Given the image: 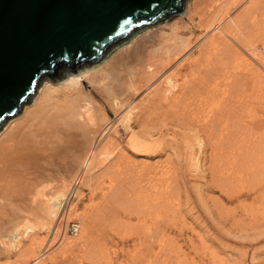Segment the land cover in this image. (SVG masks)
Returning <instances> with one entry per match:
<instances>
[{"label": "bare ground", "instance_id": "6f19581e", "mask_svg": "<svg viewBox=\"0 0 264 264\" xmlns=\"http://www.w3.org/2000/svg\"><path fill=\"white\" fill-rule=\"evenodd\" d=\"M111 50L100 61L69 72L60 80H42L43 84L40 83L30 100L22 104L20 112L0 127V260L6 262L0 261V264H11L14 257L18 261L27 253L35 262L29 261L27 256L23 263L28 260L27 264H41L44 261L42 252L35 256L32 249H45L46 246L41 243L32 247L39 244L42 233H45L43 238L45 236L46 240L56 239L53 234L60 229V216L69 218L71 209L77 205L76 198L81 194L79 185L88 186L93 194L96 189L92 188L93 182L107 176L109 182L100 198L105 203L108 199L118 201L126 177L124 167L130 157L125 154L128 147L165 152L162 161L148 163L153 169L159 168L154 172L156 176L150 173L155 180L165 177L166 174L162 173H168L166 177L184 183L187 174L195 180L211 183L212 189L217 187L224 191L223 195L229 201L240 196L244 201L251 198L258 190L254 191L253 187L257 181L264 187V117L256 118L259 112H264V0H187L182 12L141 29ZM255 101L262 103L255 115L249 113L250 117L248 113H242L246 104ZM112 116L128 132L125 140L116 138L118 128ZM252 121L254 127L249 126ZM174 143L178 144L176 154L167 149ZM172 158L177 161L176 168L183 169L182 163L193 164L191 166L198 171L191 173L188 168L167 172L170 166L166 169V164H174ZM54 159L59 160V165H53ZM113 165L116 171L112 176ZM48 169L52 170L51 176L42 179L41 174ZM216 169L223 178L218 177ZM236 169L237 182H246L234 186V189L233 186L226 187L229 184L224 185L225 189L222 181L235 182L227 179ZM195 186L196 190L200 188ZM258 191L252 199L262 200L259 205L264 207V189ZM207 196L203 193L200 197L205 209L207 199L218 209L224 207L223 198ZM155 199L150 202L154 203ZM157 199L155 205H137L138 210L133 208V211H136L137 218L143 214L150 218L154 230L149 229L146 234L149 238L154 235L150 241H155L160 250L167 242L166 232L176 219L170 214L176 213H170L172 205L159 206ZM102 201L98 203L100 207L95 205L99 207L98 213L104 205ZM249 206L242 205L240 213H231V218L225 210L226 218L223 211V214L219 212L217 219L212 221L222 231L225 227L235 228L234 233L225 229L233 236L239 233L237 237L246 243L264 239V216H259L261 220L253 216V209ZM125 208L124 212L128 207ZM166 210L168 213L163 215ZM117 211L112 212L113 216L109 214L103 218L110 222L109 217L113 220L120 218L122 211ZM99 214L102 220L104 214ZM167 217L168 221L171 220L168 225L162 220ZM70 218L69 224L62 229H65V236L73 237L64 242V246L73 252L86 245L96 217L86 213ZM116 223L120 224L119 221ZM110 226L112 224L107 227ZM220 244L224 245L223 242ZM250 249L255 254L256 246L252 245ZM215 252L207 256L213 260L218 253ZM246 254L247 249L240 254L243 261ZM155 256L154 260L157 259ZM52 260V263H60L56 258Z\"/></svg>", "mask_w": 264, "mask_h": 264}, {"label": "rangeland", "instance_id": "374dc122", "mask_svg": "<svg viewBox=\"0 0 264 264\" xmlns=\"http://www.w3.org/2000/svg\"><path fill=\"white\" fill-rule=\"evenodd\" d=\"M113 49H115V47ZM42 84H43V81L41 82L40 85H42ZM95 97H96V99H98V101H101L97 96H95ZM251 104H252V106H251ZM260 104H262V103L258 102V101H255V102L250 103V104L248 103L244 106V110H242V113H244L246 115H248L249 113L252 115H255L256 114L255 112L258 110V107L262 106ZM255 105L257 108L255 107ZM250 108H251V110H249ZM252 109L253 110L255 109V110L253 111ZM259 113H260V115H257L256 118L264 117V112H259ZM250 114H249V116L251 117L252 115H250ZM112 121L114 122L115 126H117V128H118L119 136L117 134L116 138L118 140L120 138L119 141L125 140V137L127 138V135H128V132L124 129L125 127H123L121 125V123L113 116H112ZM253 122L254 121H252L249 126L254 127ZM249 126L247 128H249ZM176 138L178 140L180 139L179 136H176ZM177 145L178 144H176V143H174V145L171 144V146H169L167 149L171 150V152H173L172 154H176L175 149H177ZM164 153L165 152H163V151H161L160 153H158V151L154 152L150 149H148V150L144 149L143 150L142 147H139L137 149H133L132 147H130V148L128 147L126 149V152H125L126 156H130L129 158L126 157L127 160L129 159L128 160L129 162L127 161V163L130 165V168H129V165L126 163L125 164L126 166L124 167L125 171L123 170L124 175L126 177L124 178L121 195L119 193V195H120V197H119L120 199L118 200L119 202L117 200L115 202L112 199H110V200L108 199L109 202L106 200V203H105L104 202L105 200L102 201L101 199H103V198H100L101 194L103 195L102 191L105 190V188L108 185L107 183L109 182V180L106 179L107 176H104L105 179L104 178L96 179L97 181L98 180L99 181L97 183L94 181L95 184L93 182L92 188H96L92 191L93 194H91V192L89 191L90 189L88 188V186L79 185V187L81 189V191H80L81 194L78 196V198H76L75 204H77V205H76V207L71 209V211L69 213L70 217L75 216V215L77 216L78 214H86L87 213L88 215L95 216L96 222L97 221L99 222V220H100V214L99 213L100 212H102L104 214V216L101 214L102 218L103 217L105 218V215L109 216V214H110V216H113L112 212L113 211L116 212L119 209L120 210L117 212L122 211L123 213L121 212L120 218L119 217H116V219L114 218V220H116V221H114L113 219H111V217H109L110 220H112L111 222L109 220L108 221L105 220L104 218L102 219L103 221L100 220L101 225H100V223L95 222L94 227L91 229V232L89 234L90 237H89V240L86 242V245L83 244L82 247L75 248L73 250V252H70V249H68L67 247L64 246V242L67 241L68 238L71 239L73 237H71V236L68 237L67 235L65 236V233H64L65 229H62L63 226H64V228H66L65 224L66 225L69 224V220L72 218H70L68 215L69 218L65 219L66 217L64 218V216L61 215L60 219H59L60 220L59 221L60 222L59 223L60 229L58 230V232L53 234L54 237L57 236V237H55L56 239L53 236H50V238H52V239L54 238L55 240H51V239L46 240L45 236L43 238V235H45V233H42L40 235L41 237H39V239H38L39 244L37 243V244L33 245V247H32V248H35V246H38V245L40 246L41 243H43L46 246L45 249L44 248L40 249L39 247H37L35 250L32 249L33 254H34V252H36L35 256L36 255L39 256V254L42 252L41 254L44 257L43 258L44 261L41 264H55L56 262L52 263V261H53L52 258H56L57 260H60L59 264H80V262H81V264H146V263L149 264L151 261H152V263H150V264H242V263H244V264H246V263L247 264H264V239L256 240L252 243L247 242L248 243L247 244L243 238L241 239V238L237 237V235L239 233H237L234 236L232 235V233H230V232L228 233L229 230L231 232H233V229H235V228L230 227V229H227V227H225L228 231L225 228L222 231V229H217L216 226L214 225V221H212L214 219H217V216H219V212H220V214H223L224 210H225L226 214L230 215V218L232 215L231 213L236 214V215L239 214L241 211L242 205H245L247 207L250 205L249 208L252 207V209H253V216H256L258 219H260L259 216L261 215V218H262V216H264L263 215L264 207L260 206V205H262V204H260L262 202V200L260 201L259 199H252V197L257 192H259L258 190L264 189V187H261L259 181H257L258 183H254V184H256V186L253 185L254 191H256L258 189L256 191V193L253 192L254 195L252 194L251 198H248V199L246 198L247 200L245 199L248 202L244 201L243 200L244 197L242 198L241 196L239 197V199H236L235 201L234 200L229 201L223 195L224 191H221V190L219 191V189L217 187H215V188L213 187V189H212L211 183L204 182L203 180H197V179L195 180L193 177H190L187 174H186L187 179H186V182H184V183L180 179H176L174 177H166L168 175V173H162L163 175L166 174L165 177H161L163 180L162 179H156L157 180L156 181L154 179V177H152V176L154 175L155 170H158L159 168L153 169V168H151V166H149V164L152 165V164L156 163L155 161H162L163 159H165V158H163V156L166 157L165 156L166 154L164 155ZM174 160H175V158H172V162H174V164L168 163V164H170V165H168L166 163H163V164L167 165V167H166V165H164L166 167V169L168 168V166H170L171 170L168 169L167 172L172 171L171 173H173V169L175 171L179 172L180 170H185L188 168H189L188 169L189 172L192 171L193 173L194 172L196 173L198 171L194 167L191 166L193 164H191L190 165L191 167H190L189 164H187L188 165L187 166L185 163H182L183 169L182 168L179 169L178 167L176 168L175 163L177 161L176 160L174 161ZM68 162H70V161H68ZM59 163H60L59 160L54 159V162H53L54 166L59 165ZM145 163H146V165H145ZM148 166L150 167V169L147 170L146 167H148ZM162 167H163V165H162ZM131 168L133 169L132 171H131ZM134 169L136 170V172H134L135 171ZM166 169L164 170L165 172H166ZM197 169H198V167H197ZM200 169H202V168H199V170ZM49 170H50V172H49ZM62 170L63 169L61 168V171H60L61 173H62ZM143 170H145V171H143ZM162 170L160 169V171H162ZM237 170L238 169L234 170L233 171L234 174H232L231 178L228 177V179H227L228 181L231 180V181H235V182H229L228 183L226 181H224V182L222 181L223 186L229 184L226 187L231 186V188H232V186H233V189H234L237 187L236 185H240V184L246 182V181H238L237 182V178H238ZM51 171H52L51 169L45 170V172L43 171V173L41 174L42 179H48L51 176L50 174H52ZM54 171H55V169L53 170V175L56 174L55 173L56 171L55 172ZM111 171H112V176H113V172L116 171V166L113 165L111 167ZM129 171L133 172L136 175L133 176V173H130ZM218 171L219 170H217V169L215 171L216 174L220 175L218 177L223 178V175L218 173ZM231 171H232V169H231ZM150 173L153 175H151ZM146 174L151 175V176L149 177ZM53 175H52V177H54ZM137 175H139V176H137ZM144 175H145V177H144ZM46 176H47V178H46ZM128 176H130V177H128ZM154 176H156V175H154ZM133 177H136V178H133ZM129 178H131L132 180L130 179V181H128ZM145 178L146 179L152 178V180L151 179L146 180ZM164 178L165 179L170 178V179H168V181H167V179L165 180ZM116 180L117 179H115L114 181L117 182ZM158 180H159V182H158ZM51 181H54V180H51ZM153 181H155V182H153ZM162 181H163V183H162ZM165 181H167V182H165ZM102 182H103V185L101 184ZM247 182H248V180H247ZM230 183H232V184L230 185ZM248 183H246V186L247 185L249 186V184L251 185V182L249 184ZM257 184H259V185H257ZM195 185H197V188L200 186V188L203 191L199 190L200 188L196 190ZM234 186H236V187H234ZM226 187L224 186L225 189H226ZM150 191H152V192H150ZM198 191H200V192H198ZM203 193L208 194L207 198L219 197L221 200L223 198L222 202L224 204V207L223 208L220 207L218 209L217 206H214L212 201H209L207 199L206 203L208 206H207V209H205L204 208L205 206L202 205V202L200 200V197L203 195ZM143 194H144V196H143ZM146 194H147V196H146ZM92 195H93V197H92ZM153 195H154V198L155 197H156V199H157V197L159 198V199H157V201L159 202V204H158L159 206H161L163 208V205H166V206L172 205L171 207L168 206L171 209L170 213H176L177 214V215L176 214L175 215L170 214V216H172V219H175V218L176 219L173 221L174 226L171 225L169 227L168 231L166 230L167 231L166 232L167 233L166 234V237H167L166 241L167 242L165 245H163L164 248H161L162 250L159 248L161 251L158 250L159 246L155 241H154V243H152L153 241H150V240H153L152 238L154 236L153 234H152L153 236L151 235L152 231L150 233V235L152 237L151 236H150V238L147 237V234L149 233V231L151 229L154 230V227H152V225H151L152 223H150V218L147 217V215H145V214H143L140 218H137L136 214H134V213H136V211H133V208L138 210L137 205L151 206L152 204H154L156 202V199L154 200L155 202L153 201L154 203L150 202L154 199L152 197ZM108 196L111 197V195H108ZM149 196H150V198H148ZM145 197H147L148 199ZM145 199H146V202H145ZM239 200L241 202H239ZM101 201L104 203V205L102 206V204H101L102 207L100 209L102 210V208L104 207L105 211L99 210V213H98L97 209L100 207L99 204ZM111 202H113V203H111ZM141 202H142V204H141ZM143 202H145V203H143ZM242 202H244V203H242ZM138 203H140V204H138ZM146 203H149V204H146ZM150 203H151V205H150ZM109 204H113V205H109ZM118 204H120V206H122V207L118 206ZM210 204H211V206H210ZM95 205H98L99 207H96ZM106 205H107V207H109V209H111L110 212L108 211L109 209H107ZM124 206L128 207L130 209L127 208V210L124 212V210L126 209ZM256 206H257V209H256ZM258 206L260 208H258ZM211 207H212V209H210ZM238 207H240V208H238ZM94 208H96L95 209L96 211L94 210ZM229 208L230 209L235 208V211H233V209L230 210ZM131 209H132V211L130 212L131 213L130 214L129 210H131ZM174 209L177 212H175ZM259 209H261V210H259ZM218 210H221V211H218ZM168 211L169 210H166L163 215L168 213ZM209 211H210V213H208ZM222 211H223V213H222ZM127 212H128V214H127ZM139 212H141V210ZM157 212L158 211L156 210L155 213H157ZM179 212H180V214H179ZM225 213L223 215L226 218L227 216ZM157 214L159 215V213H157ZM195 214H199L201 216H199V215L196 216ZM132 215H134V216H132ZM178 215L179 216L182 215L181 217H184V218L181 219ZM107 216H106V218H108ZM122 216H123V218H122ZM195 216H196V218H195ZM127 217H129L130 220H127L128 219ZM145 217H147V218H145ZM254 219H255V217H254ZM162 220H163V223L166 222V225L171 223V220L168 221L169 220L168 217L165 219H162ZM117 221L120 222L119 225L117 223H116V225L114 224V222H117ZM143 221H144L145 226H143L144 224H142ZM252 221H253V219H252ZM140 223H141V225H140ZM109 224H112V226L107 227V226H109ZM203 225H205V226H203ZM70 226H71V223H70ZM207 227H208V229H206ZM147 230H149V231H147ZM145 234H146V236H145ZM61 238H63V239L61 240ZM66 238H67V240H66ZM40 239L45 240L46 242L41 241ZM143 240L144 241L146 240V241L143 242ZM221 242H223L224 245H221L220 244ZM178 243H179V245H178ZM173 245L175 248L173 247ZM252 245L256 246V248H257V249H255V251H257V252L254 251L255 254H253V252H251L250 248ZM170 246H172V247H170ZM176 246H178V248ZM207 246L208 247L210 246L211 248L213 247V249H211L210 247L208 248ZM168 247H170V248H168ZM179 248H181V249L179 250ZM37 249H39V250H37ZM85 249H87V250L85 251ZM176 249H178L177 252H176ZM214 249L216 252L212 251ZM245 249H247V254H246L245 260L243 261L241 259V255ZM57 250H60V251H57ZM38 251H39V253H37ZM158 251L160 254L157 253ZM58 252H60V254H57ZM214 252H215V254L217 252L218 253L216 255L217 257L215 255L212 257V258H214L212 260L209 257H210V254H214ZM71 253H72V255H71ZM27 254H29V253H27ZM27 254L20 257L19 258L20 260H18V261H16L15 260L16 257H14L13 258L14 262L11 264H18V263L21 264L22 260L23 259L25 260V257H27V256L29 257V261H32L33 259L30 258L31 255L29 256ZM30 254H32V252H30ZM250 254L252 255V257H250ZM54 255H55V257H52ZM155 255H157V259L154 260V258H156ZM207 255H209V257ZM205 256H207V257H205ZM251 258H253V259H251ZM164 259H166V260H164ZM38 260H40V259H38ZM71 260H72V262H71ZM145 260H147V262ZM157 260H159V261H157ZM0 261L3 263H6L3 261V259H1ZM240 261H242V262H240ZM27 262H28V260L24 261V263L22 262V264H27ZM32 262H35V261L33 260ZM162 262H164V263H162ZM31 263H29V264H31Z\"/></svg>", "mask_w": 264, "mask_h": 264}, {"label": "water", "instance_id": "95a60500", "mask_svg": "<svg viewBox=\"0 0 264 264\" xmlns=\"http://www.w3.org/2000/svg\"><path fill=\"white\" fill-rule=\"evenodd\" d=\"M187 0H0V127L44 79L92 65Z\"/></svg>", "mask_w": 264, "mask_h": 264}, {"label": "built area", "instance_id": "2783aa9c", "mask_svg": "<svg viewBox=\"0 0 264 264\" xmlns=\"http://www.w3.org/2000/svg\"><path fill=\"white\" fill-rule=\"evenodd\" d=\"M71 226H72V223H71Z\"/></svg>", "mask_w": 264, "mask_h": 264}]
</instances>
